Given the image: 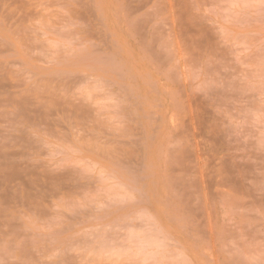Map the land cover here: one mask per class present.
Here are the masks:
<instances>
[{
  "label": "rangeland",
  "instance_id": "obj_1",
  "mask_svg": "<svg viewBox=\"0 0 264 264\" xmlns=\"http://www.w3.org/2000/svg\"><path fill=\"white\" fill-rule=\"evenodd\" d=\"M0 264H264V0H0Z\"/></svg>",
  "mask_w": 264,
  "mask_h": 264
}]
</instances>
